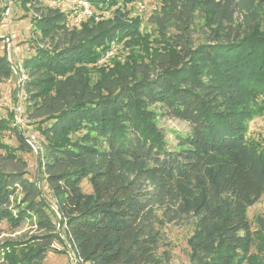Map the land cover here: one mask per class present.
<instances>
[{
  "label": "trees",
  "instance_id": "trees-1",
  "mask_svg": "<svg viewBox=\"0 0 264 264\" xmlns=\"http://www.w3.org/2000/svg\"><path fill=\"white\" fill-rule=\"evenodd\" d=\"M83 1L104 10L141 0ZM161 2L152 23L164 48L148 61L103 67L97 80L89 67L112 43L141 38L134 21L120 9L113 21L72 29L64 11L37 19L51 45L23 63L54 203L25 169L0 168V222L34 217L41 231L35 251L15 264H41L59 224L86 264H169L163 230L182 222L194 228L190 264H264V214L249 218L264 195V151L247 138L264 105V0ZM201 19L207 30L196 44ZM13 75L0 54V86ZM163 114L190 126L174 150L156 122ZM11 117L0 115V132L12 130L31 151Z\"/></svg>",
  "mask_w": 264,
  "mask_h": 264
},
{
  "label": "rangeland",
  "instance_id": "rangeland-1",
  "mask_svg": "<svg viewBox=\"0 0 264 264\" xmlns=\"http://www.w3.org/2000/svg\"><path fill=\"white\" fill-rule=\"evenodd\" d=\"M113 8H96L89 5L86 12V5L83 0H0V54H7V41L3 36L13 37L17 47L18 61L17 72L10 80L0 86V115L6 118L11 117V124L17 129L19 135L28 138L33 143L31 151L22 148L16 133L12 130L0 132V141L11 148L15 160H10L9 151L0 147V168L6 171L26 170L28 178L34 180L37 177V185L43 195L54 203L53 195L43 178L40 162L43 160V137L37 130V121L29 115V108L33 105L29 100L24 76L29 78L23 60L36 51V47H50V39L41 33L36 27L37 19L54 13L52 11H64L69 15L68 27L70 29L97 24L101 21H113L115 10L125 12L124 16L138 26L137 30L141 38L136 39L130 45L112 43L111 49L97 63L89 67L90 74L94 80L100 78V69L109 72L124 65L147 60L153 53L164 48L163 36H160L157 26L152 23V17L162 13L161 0H141L133 3H121ZM90 12V13H89ZM264 22V17H263ZM197 30L194 34L195 43L198 44L204 39V32L207 28L203 19L197 21ZM264 30V24H263ZM174 31V30H173ZM127 41V40H126ZM157 112H161L159 106ZM157 125L167 142V148L174 150L177 146V134H187L190 131L188 122L166 115L157 117ZM247 138L259 145L264 151V105H260L258 115L248 123ZM22 168V169H20ZM82 189L85 193H92V187L84 181ZM23 193L19 191L13 200V213L17 211L15 205L22 203ZM50 207L55 209L56 205ZM58 221L61 220L59 212ZM264 214V195L261 200L249 210V218L252 223L258 215ZM36 218L28 217L21 224L4 218L0 222V264H15L23 255L35 251L36 244H39L37 235L41 234L35 224ZM194 228L190 223L167 225L164 232L163 249L171 256L169 264H190L191 247L189 239ZM58 240L49 247L46 259L41 264H82L76 258L77 252L74 244L65 234L62 224L56 228Z\"/></svg>",
  "mask_w": 264,
  "mask_h": 264
},
{
  "label": "built area",
  "instance_id": "built-area-1",
  "mask_svg": "<svg viewBox=\"0 0 264 264\" xmlns=\"http://www.w3.org/2000/svg\"><path fill=\"white\" fill-rule=\"evenodd\" d=\"M83 3H85V5H86V12H88L89 11V4L87 3V2H85V1H83ZM90 13V12H89ZM2 37V36H1ZM3 38H5L6 39V41H7V54H5L6 55V57H7V59H8V61H9V63L11 64V66H12V69H13V71H14V73L15 72H17V67H16V63L13 61V57H14V59H17L16 61H18V54H17V47L15 46V41H14V38L13 37H6V36H3ZM19 62L20 63H22L23 62V60H19ZM28 78H26V76H24V82L23 83H25L26 82V80H27ZM27 141H28V143L33 147V143H32V141H30L28 138H25ZM77 252V251H76ZM76 258L78 259V260H80L81 262H82V264H86L85 263V261L80 257V255L77 253V255H76Z\"/></svg>",
  "mask_w": 264,
  "mask_h": 264
}]
</instances>
